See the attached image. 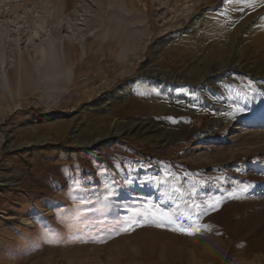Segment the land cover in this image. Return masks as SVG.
Masks as SVG:
<instances>
[{
  "label": "rangeland",
  "instance_id": "1",
  "mask_svg": "<svg viewBox=\"0 0 264 264\" xmlns=\"http://www.w3.org/2000/svg\"><path fill=\"white\" fill-rule=\"evenodd\" d=\"M133 1L0 0V264H264V0Z\"/></svg>",
  "mask_w": 264,
  "mask_h": 264
},
{
  "label": "bare ground",
  "instance_id": "2",
  "mask_svg": "<svg viewBox=\"0 0 264 264\" xmlns=\"http://www.w3.org/2000/svg\"><path fill=\"white\" fill-rule=\"evenodd\" d=\"M64 1V0H63ZM117 1V0H116ZM121 1V0H120ZM137 1V0H136ZM135 0L132 2V4L131 5H129V7L128 8H131L132 6L133 7H138L139 8V4H137V2H136ZM139 1H144V0H139ZM151 1V0H150ZM149 1V2H150ZM177 1V0H176ZM67 2H68V0H67ZM152 2V1H151ZM150 2V3H151ZM66 3V2H65ZM121 3V2H120ZM129 3V2H128ZM127 3V4H128ZM122 4V3H121ZM123 5V4H122ZM144 5V4H143ZM68 6V5H67ZM152 6V5H151ZM145 7L147 8L146 10H148V3L146 2L145 3ZM100 8V7H99ZM141 8V7H140ZM144 8V7H143ZM77 9V8H76ZM127 9V8H126ZM141 10H143L144 11V9H141ZM145 10V11H146ZM128 11V10H127ZM56 12V11H55ZM130 12V11H129ZM131 12L135 15V12L137 13V11H135L134 12V10L132 11V9H131ZM81 13V12H80ZM3 14V13H2ZM55 15H57V14H55ZM139 15V14H138ZM140 15H142L141 13H140ZM50 18V17H49ZM142 22V21H141ZM50 23V22H49ZM131 23V22H130ZM57 24V23H56ZM99 24V23H98ZM128 24H129V22H128ZM134 24H136V23H134ZM133 24V25H134ZM55 25V24H54ZM61 25H63L62 23H61ZM66 25V24H65ZM132 25V26H133ZM143 25V24H142ZM53 26V25H52ZM57 26V25H56ZM137 26H141V25H137ZM68 27H70V26H68ZM68 27H67V29H68ZM131 27V26H130ZM122 28V27H121ZM49 30V29H48ZM53 31H54V29H52ZM57 30V29H56ZM71 30H73V29H71ZM121 30V29H120ZM52 31V32H53ZM65 31H67V30H65ZM55 32V31H54ZM98 32V31H97ZM125 32V31H124ZM76 33V32H75ZM99 33V32H98ZM114 33V32H113ZM20 34V33H19ZM46 34H47V32H46ZM51 34V33H50ZM57 34V33H56ZM123 34V33H122ZM144 34H145V32H144ZM48 35H49V33H48ZM54 35H55V33H54ZM20 36V35H19ZM46 36V35H45ZM92 36V35H91ZM94 36V35H93ZM96 36V35H95ZM94 36V37H95ZM99 36V35H98ZM120 37V36H119ZM21 38V37H20ZM44 38H46V37H44ZM50 39V38H49ZM88 39V38H87ZM86 39V40H87ZM41 40V39H40ZM51 40V39H50ZM84 40V39H83ZM86 40L84 41V44H85V42H86ZM140 39L138 38V41H139ZM17 41H18V39H17ZM16 41V42H17ZM31 41V40H30ZM35 41V40H34ZM45 41V40H44ZM20 42V41H19ZM19 42H18V44H19ZM23 42V41H22ZM21 42V43H22ZM47 42V41H46ZM120 42V38H118L117 40H116V44L118 45V43ZM141 42V41H140ZM139 42V43H140ZM49 43H52V41H49ZM72 43H74V42H72ZM122 43V42H121ZM136 45V44H135ZM56 45H53V46H50L49 47V49L48 50H46V51H39L37 54V56H40V57H43V59L44 58H47V60H48V58L51 56V54H52V51H53V49L55 50L56 49V47H55ZM119 46V45H118ZM55 47V48H54ZM117 47V46H116ZM135 47H138V46H135ZM163 48V47H162ZM91 50V49H90ZM89 50V51H90ZM100 50V49H99ZM117 50H118V48H117ZM178 50V49H177ZM85 51V50H84ZM165 51H167V50H164V52ZM127 52V51H126ZM183 52V51H182ZM50 55V56H49ZM54 55H56L55 53H54ZM111 56H112V54H110ZM164 55V54H163ZM22 56V55H21ZM53 56V55H52ZM54 57V56H53ZM56 57H57V55H56ZM85 57L86 58H89V53L86 51L85 52ZM163 57V56H162ZM174 57V56H173ZM51 58V57H50ZM46 60V61H47ZM54 60V59H53ZM21 61V60H20ZM43 62H45L44 60H43ZM47 63V62H46ZM45 63H41L40 65H44ZM95 66V65H94ZM102 66H104V65H102ZM164 67H165V65H163ZM100 67V66H99ZM107 67V66H106ZM68 71V70H67ZM54 72V71H53ZM52 72V73H53ZM70 72V71H69ZM68 72V73H69ZM72 72V71H71ZM67 73V72H66ZM68 73H67V75H68ZM49 75V74H48ZM66 75V74H65ZM67 75H66V79L63 81V83L65 84H67ZM72 74H70L69 76H71ZM61 77V76H60ZM63 77H64V75H63ZM57 78H58V75L57 74H52V75H50V76H45V79H44V83H46V84H48L49 82H52V81H54L55 80V82H56V80H57ZM69 78V77H68ZM42 79V78H41ZM62 79V78H61ZM8 80V79H7ZM60 81V80H59ZM70 81V80H69ZM68 81V82H69ZM10 82V81H9ZM42 82V83H43ZM60 82H62V81H60ZM50 84V83H49ZM58 85V84H57ZM44 88H45V86H44ZM60 89V88H59ZM63 89V88H62ZM58 90V89H57ZM52 91V90H51ZM51 91H49L50 93H51ZM55 91V90H54ZM45 92V91H44ZM53 93V92H52ZM59 93V92H58ZM43 95V94H42ZM49 97H52V96H50L49 95ZM1 99H3V98H1ZM44 100H46V99H44ZM50 100V99H49ZM52 100V99H51ZM48 101V100H47ZM108 103V102H107ZM114 103V102H113ZM45 104V103H44ZM117 105V104H116ZM102 106V105H101ZM119 107V106H118ZM117 108V107H116ZM230 108V107H229ZM252 124H257V122L256 121H251V122H248V121H242L239 125H237L238 126V128H237V130H241L242 129V127L243 126H247V125H249V126H251ZM236 126V127H237ZM150 128V126H141L138 130H147V129H149ZM152 128V127H151ZM235 129V128H234Z\"/></svg>",
  "mask_w": 264,
  "mask_h": 264
},
{
  "label": "snow or ice",
  "instance_id": "3",
  "mask_svg": "<svg viewBox=\"0 0 264 264\" xmlns=\"http://www.w3.org/2000/svg\"><path fill=\"white\" fill-rule=\"evenodd\" d=\"M229 2H230V0H229ZM165 216L167 217V214H165ZM169 222L170 223H175L170 218H169ZM158 226H161V225H158ZM125 230H130V229H125ZM173 230L174 231H179V232H182V233H185V234H188V235H194L197 231H199L198 228L197 229H188V228L181 227L179 225L174 227Z\"/></svg>",
  "mask_w": 264,
  "mask_h": 264
}]
</instances>
